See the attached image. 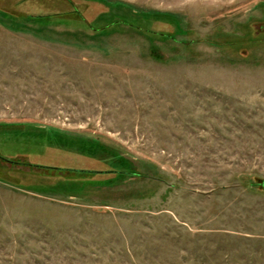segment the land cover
I'll use <instances>...</instances> for the list:
<instances>
[{
	"label": "rangeland",
	"instance_id": "rangeland-1",
	"mask_svg": "<svg viewBox=\"0 0 264 264\" xmlns=\"http://www.w3.org/2000/svg\"><path fill=\"white\" fill-rule=\"evenodd\" d=\"M0 156V264H264V0H0Z\"/></svg>",
	"mask_w": 264,
	"mask_h": 264
},
{
	"label": "trees",
	"instance_id": "trees-1",
	"mask_svg": "<svg viewBox=\"0 0 264 264\" xmlns=\"http://www.w3.org/2000/svg\"><path fill=\"white\" fill-rule=\"evenodd\" d=\"M0 159L1 160H6V159L2 158L1 156H0ZM6 161H8V160H6ZM8 162H10V161H8ZM37 168H41V167H37ZM54 170L60 171V172L83 174V175L90 176V177L96 176V175H101V174L105 173V172H102V171L82 170V169H60V168H54ZM106 174L119 175L121 173H118V171H115V170H110V172H107Z\"/></svg>",
	"mask_w": 264,
	"mask_h": 264
}]
</instances>
